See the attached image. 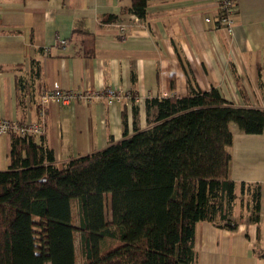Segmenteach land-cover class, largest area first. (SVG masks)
<instances>
[{
	"label": "crops",
	"instance_id": "crops-1",
	"mask_svg": "<svg viewBox=\"0 0 264 264\" xmlns=\"http://www.w3.org/2000/svg\"><path fill=\"white\" fill-rule=\"evenodd\" d=\"M235 2L230 36L216 29L217 0H150L145 19L127 12L133 0H0V118L42 123L37 140L61 167L121 140L124 118L129 134L135 120L146 129L147 99L185 96L191 85L216 87L237 107L264 109V0ZM110 15L117 20L104 23ZM54 83L76 93L115 88L127 97L49 103L42 111L40 95ZM230 128L238 201L249 210L242 182L261 186L260 222H238L235 231L199 222L196 264H264V131ZM11 142L0 135V170L9 167Z\"/></svg>",
	"mask_w": 264,
	"mask_h": 264
},
{
	"label": "trees",
	"instance_id": "trees-1",
	"mask_svg": "<svg viewBox=\"0 0 264 264\" xmlns=\"http://www.w3.org/2000/svg\"><path fill=\"white\" fill-rule=\"evenodd\" d=\"M149 1L127 12L145 19ZM21 90L30 92L22 81ZM146 110V129L135 120L129 134L124 118L121 140L61 167L43 140L12 135L0 170V264H79L77 239L81 264H196L199 222L238 229L230 125L261 134L264 109L191 85L185 96L147 99ZM240 191L260 222L261 186L242 182Z\"/></svg>",
	"mask_w": 264,
	"mask_h": 264
},
{
	"label": "built area",
	"instance_id": "built-area-1",
	"mask_svg": "<svg viewBox=\"0 0 264 264\" xmlns=\"http://www.w3.org/2000/svg\"><path fill=\"white\" fill-rule=\"evenodd\" d=\"M219 7V17L216 29L223 30L226 34L232 36L235 30V0H217ZM209 21V18L206 19ZM124 29V28H123ZM62 45H66V40H60ZM125 93L115 88H105L95 92L87 91L85 93H76L69 90H63L58 83H54L51 89H44L40 95V105L42 111L46 104L59 103L67 105L75 99L84 101L100 102L102 99L111 102L121 103L124 101ZM44 114H42L43 116ZM44 133V127L40 122L19 123L7 118H0V135L17 134L22 137H38Z\"/></svg>",
	"mask_w": 264,
	"mask_h": 264
},
{
	"label": "rangeland",
	"instance_id": "rangeland-1",
	"mask_svg": "<svg viewBox=\"0 0 264 264\" xmlns=\"http://www.w3.org/2000/svg\"><path fill=\"white\" fill-rule=\"evenodd\" d=\"M232 126L234 127V126H236L237 128H238V126H237V124L236 123H232ZM110 195H108L107 196V211H106V216H107V221L108 222H111V208H110ZM247 200H248V198H247ZM237 209L239 208V206H240V208L237 210L238 212L234 215V219L237 221V222H243V223H245V224H247V225H250V224H254V222H253V214H255L254 213V211H253V205L251 204V207L249 208V210H247V208L243 205H241L240 204V201H238L237 202ZM76 213H77V210H76V207H75V215H76ZM75 223H76V225H78V218L76 217L75 218ZM76 249H77V255H78V258H79V260H78V263L79 264H81V262H82V255H81V251H80V244H79V239H77V241H76Z\"/></svg>",
	"mask_w": 264,
	"mask_h": 264
}]
</instances>
